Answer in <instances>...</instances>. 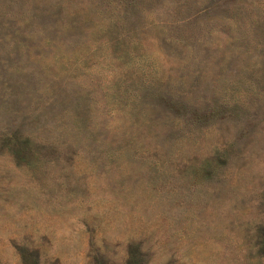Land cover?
<instances>
[{
  "label": "rangeland",
  "instance_id": "rangeland-1",
  "mask_svg": "<svg viewBox=\"0 0 264 264\" xmlns=\"http://www.w3.org/2000/svg\"><path fill=\"white\" fill-rule=\"evenodd\" d=\"M0 264H264V0H0Z\"/></svg>",
  "mask_w": 264,
  "mask_h": 264
}]
</instances>
